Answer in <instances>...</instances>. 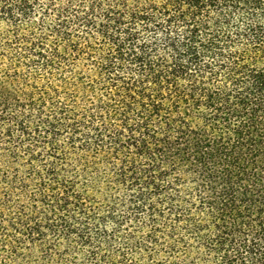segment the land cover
Listing matches in <instances>:
<instances>
[{
	"label": "trees",
	"instance_id": "16d2710c",
	"mask_svg": "<svg viewBox=\"0 0 264 264\" xmlns=\"http://www.w3.org/2000/svg\"><path fill=\"white\" fill-rule=\"evenodd\" d=\"M0 264H264V0H0Z\"/></svg>",
	"mask_w": 264,
	"mask_h": 264
}]
</instances>
